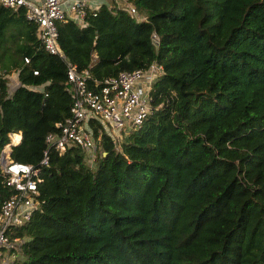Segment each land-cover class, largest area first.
Returning <instances> with one entry per match:
<instances>
[{
	"label": "trees",
	"instance_id": "1",
	"mask_svg": "<svg viewBox=\"0 0 264 264\" xmlns=\"http://www.w3.org/2000/svg\"><path fill=\"white\" fill-rule=\"evenodd\" d=\"M127 2L139 20L100 4L55 21L60 56L24 8L0 5V150L20 132L15 162L37 164L69 115L67 64L89 85L161 67L118 148L89 122L93 167L48 148L9 264H264V0Z\"/></svg>",
	"mask_w": 264,
	"mask_h": 264
},
{
	"label": "built area",
	"instance_id": "2",
	"mask_svg": "<svg viewBox=\"0 0 264 264\" xmlns=\"http://www.w3.org/2000/svg\"><path fill=\"white\" fill-rule=\"evenodd\" d=\"M0 0L5 8L22 7L25 17L36 25V35L45 51L61 55L56 43L55 21L67 17L81 23L84 8H92L86 0ZM131 16L139 20L131 3L121 6ZM161 67L155 63L146 70L121 71L100 82L87 83V70L77 71L73 64H67L64 90L71 98L69 115L54 124V130L44 137L46 148L37 164L15 162L10 156L16 132H8L7 142L0 150V176L2 186L11 189L0 201V264H9L18 252L23 237L16 232L25 225L32 210L38 207L35 198L36 185L40 181L42 168L48 165L47 151L53 147L63 152L70 146L78 147L84 154L86 163L92 164L96 144L89 125L93 121L101 127L115 146L121 142L123 134L137 129L149 111L148 89Z\"/></svg>",
	"mask_w": 264,
	"mask_h": 264
},
{
	"label": "crops",
	"instance_id": "3",
	"mask_svg": "<svg viewBox=\"0 0 264 264\" xmlns=\"http://www.w3.org/2000/svg\"><path fill=\"white\" fill-rule=\"evenodd\" d=\"M86 1H87V3L88 2L90 3L89 5L92 8H96L100 4H106V5L112 4V6L121 7L125 3H128L127 0H113V2L110 0H86ZM114 2H115V4H114ZM70 3H71V0H68V2H66V6L70 5ZM65 14L68 17V16L72 15V12L70 10H68L67 12H65ZM74 21L78 22L77 20H74Z\"/></svg>",
	"mask_w": 264,
	"mask_h": 264
},
{
	"label": "rangeland",
	"instance_id": "4",
	"mask_svg": "<svg viewBox=\"0 0 264 264\" xmlns=\"http://www.w3.org/2000/svg\"><path fill=\"white\" fill-rule=\"evenodd\" d=\"M110 1H112L113 2V0H110ZM114 4H115V2H114ZM112 5V4H111ZM15 83H16V81L13 79V76L9 79V81H8V92L10 93V91H11V89H12V87L15 85ZM124 135H126V134H123V136L121 137V140H122V138L124 137ZM117 148L119 147V145H117L116 146ZM90 166H94V164L92 163ZM18 254H15V256L14 257H16Z\"/></svg>",
	"mask_w": 264,
	"mask_h": 264
}]
</instances>
